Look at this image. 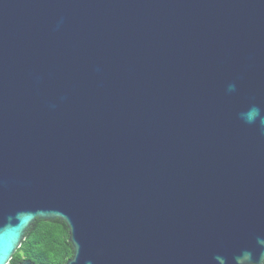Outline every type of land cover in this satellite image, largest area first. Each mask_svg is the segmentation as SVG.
Returning a JSON list of instances; mask_svg holds the SVG:
<instances>
[{
  "label": "water",
  "instance_id": "obj_1",
  "mask_svg": "<svg viewBox=\"0 0 264 264\" xmlns=\"http://www.w3.org/2000/svg\"><path fill=\"white\" fill-rule=\"evenodd\" d=\"M252 108L264 0H0V264L38 220L67 264H262Z\"/></svg>",
  "mask_w": 264,
  "mask_h": 264
},
{
  "label": "trees",
  "instance_id": "obj_2",
  "mask_svg": "<svg viewBox=\"0 0 264 264\" xmlns=\"http://www.w3.org/2000/svg\"><path fill=\"white\" fill-rule=\"evenodd\" d=\"M74 249L69 231L61 221H36L27 231L26 239L10 264L30 261L33 264H67Z\"/></svg>",
  "mask_w": 264,
  "mask_h": 264
},
{
  "label": "clouds",
  "instance_id": "obj_3",
  "mask_svg": "<svg viewBox=\"0 0 264 264\" xmlns=\"http://www.w3.org/2000/svg\"><path fill=\"white\" fill-rule=\"evenodd\" d=\"M257 118H260L261 125H264V117L260 116V110L258 108H252L244 114V119L248 123H253ZM262 264H264V258H262Z\"/></svg>",
  "mask_w": 264,
  "mask_h": 264
}]
</instances>
